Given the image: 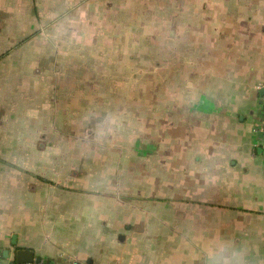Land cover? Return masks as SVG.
<instances>
[{
    "label": "crops",
    "instance_id": "crops-1",
    "mask_svg": "<svg viewBox=\"0 0 264 264\" xmlns=\"http://www.w3.org/2000/svg\"><path fill=\"white\" fill-rule=\"evenodd\" d=\"M263 113L264 0H0V249L264 264Z\"/></svg>",
    "mask_w": 264,
    "mask_h": 264
},
{
    "label": "water",
    "instance_id": "water-1",
    "mask_svg": "<svg viewBox=\"0 0 264 264\" xmlns=\"http://www.w3.org/2000/svg\"><path fill=\"white\" fill-rule=\"evenodd\" d=\"M259 121L264 124V113ZM259 137L264 139V127ZM16 240V237H14L12 247L7 248L4 251L0 249V264H44L43 259L37 257L32 249L19 247Z\"/></svg>",
    "mask_w": 264,
    "mask_h": 264
},
{
    "label": "rangeland",
    "instance_id": "rangeland-1",
    "mask_svg": "<svg viewBox=\"0 0 264 264\" xmlns=\"http://www.w3.org/2000/svg\"><path fill=\"white\" fill-rule=\"evenodd\" d=\"M99 80V79H98Z\"/></svg>",
    "mask_w": 264,
    "mask_h": 264
}]
</instances>
